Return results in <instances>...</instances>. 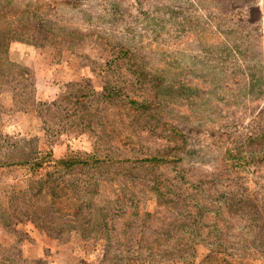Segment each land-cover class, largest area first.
<instances>
[{
    "label": "rangeland",
    "instance_id": "374dc122",
    "mask_svg": "<svg viewBox=\"0 0 264 264\" xmlns=\"http://www.w3.org/2000/svg\"><path fill=\"white\" fill-rule=\"evenodd\" d=\"M41 1L65 40L0 58L4 259L48 264L66 244L72 263L264 264V0ZM106 84L149 115L102 102ZM98 147L114 161L54 172L58 211L41 179Z\"/></svg>",
    "mask_w": 264,
    "mask_h": 264
},
{
    "label": "trees",
    "instance_id": "16d2710c",
    "mask_svg": "<svg viewBox=\"0 0 264 264\" xmlns=\"http://www.w3.org/2000/svg\"><path fill=\"white\" fill-rule=\"evenodd\" d=\"M43 4L44 2L41 0H0V58H2L3 54L8 51V47L13 40L38 46L43 44L45 41H49L54 37H58L60 35L59 31L64 30L63 27H58L51 23L50 19L44 18L45 13L42 10ZM60 36L62 40H65V35L61 34ZM132 61L136 62L134 61V58ZM138 69L141 70V75L147 76L144 69ZM161 84L163 85V82ZM103 91L104 92L100 94L101 98L103 99L102 102H107L106 104H109V106L113 105L121 108L127 105H133L134 108L132 110H134V112L131 115V119L134 121L135 119L138 120V118H136L137 116L146 114L149 115V107L147 105L146 99H135L132 96L123 93V90L117 84H106L103 88ZM75 98L76 105L82 106V100L86 99V95H76ZM106 110L108 109H103L99 106L95 112L90 113L86 111L88 116L87 124H89V126L92 124H98L99 126V129L94 130L95 133H99V135H97L98 141L102 140L105 134H107L106 124L104 121L106 118ZM117 132H119V130L116 131V133ZM106 136H110V134H107ZM112 136L113 135L110 137ZM98 150H100L99 147L95 150V152H77L72 155L61 157L58 161H55V170L53 172L49 171L47 176L41 179V182L45 184L49 194L52 196L56 194L57 198L55 203L59 204L57 209L58 211L69 208V206L66 205L67 203H64L68 197V194L64 187H60V181H58L57 177L55 176L57 172H54L58 171L60 167L70 170L76 166H85L88 164L99 165L102 163L112 162L116 158L112 157L110 154H106L104 157L103 155L100 156ZM40 154L42 155L41 152ZM35 160L36 163H33V169L42 167L43 164L47 162H52L49 159L46 160L43 155L37 157ZM143 160L158 161L162 159L160 157L152 156L145 157ZM163 160H165V158ZM77 209L82 210L83 205H78ZM209 258L210 255L206 259L209 260Z\"/></svg>",
    "mask_w": 264,
    "mask_h": 264
},
{
    "label": "crops",
    "instance_id": "0c3cea01",
    "mask_svg": "<svg viewBox=\"0 0 264 264\" xmlns=\"http://www.w3.org/2000/svg\"><path fill=\"white\" fill-rule=\"evenodd\" d=\"M67 246L65 244V247H59L60 250L59 251H55L54 255H51L50 256V260L48 262V264H83V261L79 262L78 261L72 263V262H69L68 260V257H69V254H67L66 252L68 251L67 249ZM75 251H78L77 249L73 248ZM74 252V254H76V252ZM30 258H36L38 257L37 255H34V254H30L28 255ZM5 257L3 256L2 252H0V264H9V261L8 260H5L4 259Z\"/></svg>",
    "mask_w": 264,
    "mask_h": 264
}]
</instances>
